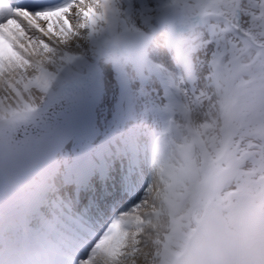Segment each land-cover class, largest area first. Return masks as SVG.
Returning <instances> with one entry per match:
<instances>
[{
  "label": "snow or ice",
  "instance_id": "6c2138e0",
  "mask_svg": "<svg viewBox=\"0 0 264 264\" xmlns=\"http://www.w3.org/2000/svg\"><path fill=\"white\" fill-rule=\"evenodd\" d=\"M115 30L131 36L127 81L162 82L165 126L90 202L70 210L46 185L31 212L84 218L97 235L80 264H264V0H0V112L30 110L68 48Z\"/></svg>",
  "mask_w": 264,
  "mask_h": 264
},
{
  "label": "clouds",
  "instance_id": "9594fccd",
  "mask_svg": "<svg viewBox=\"0 0 264 264\" xmlns=\"http://www.w3.org/2000/svg\"><path fill=\"white\" fill-rule=\"evenodd\" d=\"M130 39L119 30L104 31L98 34L93 51L106 65L130 74ZM86 42L87 39L80 41ZM46 158V151L15 146L0 149V264H80L87 251L92 237L82 216L71 211L43 216L31 212L36 197L46 186ZM253 203L260 208L264 198ZM166 223L161 217L149 227L162 232ZM126 226L134 237L132 222ZM151 238L145 236V240ZM132 243L130 239L129 247ZM210 259L212 264H228L220 252H213ZM244 264H258V258H245Z\"/></svg>",
  "mask_w": 264,
  "mask_h": 264
},
{
  "label": "rangeland",
  "instance_id": "374dc122",
  "mask_svg": "<svg viewBox=\"0 0 264 264\" xmlns=\"http://www.w3.org/2000/svg\"><path fill=\"white\" fill-rule=\"evenodd\" d=\"M88 43V42H87ZM80 46L87 45L86 43H79ZM90 44V43H89ZM93 46L95 44H92ZM93 46H91V55L93 56L91 59H95L98 61V68L102 73L103 80H104V93L101 98V101L97 107V121H96V131L101 133L102 137H105L107 140H111L122 129V138L126 140H130V136L137 135L139 136L137 139L140 142L145 141L146 134L150 133L153 129H157L159 125V121H157L156 112L160 111L164 106V101L159 89L157 82L155 81L154 77L148 80H134L131 83L127 81V78L123 75L121 71L116 68L110 67L102 62L99 57L94 53ZM71 53H80L77 46L71 47L68 49ZM87 62L86 65H88ZM56 72L55 69H52ZM72 76L71 72L66 71L60 73V78L70 77ZM58 82V81H57ZM121 83H124L126 86V100L125 105L124 103L120 107L121 110H118L119 106L116 101L117 98V91H119L118 86ZM135 85L133 88L132 85ZM143 87L144 91L147 95L137 96L134 93L138 92L140 88ZM52 95L53 93L50 92ZM48 93H36L35 98L31 102L30 110H20V111H31L34 109H39L45 105L48 100ZM129 110H126L128 109ZM124 110L120 113V111ZM17 112L16 110L13 111H4L0 112V120L8 118L9 115L12 113ZM19 112V111H18ZM131 113V118L129 115ZM121 120L118 121V118ZM123 122V123H122ZM121 126V129H120ZM142 139V140H141ZM83 142L84 140H80ZM105 141V140H104ZM69 150H66L65 154H62V164H64L69 159ZM69 156V157H68ZM70 168V163L67 164L64 169L68 170ZM57 194H60L59 187L56 186ZM63 203H67V200L63 197ZM133 205V203H132ZM130 205V207L132 206Z\"/></svg>",
  "mask_w": 264,
  "mask_h": 264
},
{
  "label": "water",
  "instance_id": "95a60500",
  "mask_svg": "<svg viewBox=\"0 0 264 264\" xmlns=\"http://www.w3.org/2000/svg\"><path fill=\"white\" fill-rule=\"evenodd\" d=\"M98 71L96 65H92L89 74L82 78L73 81V85L68 88L65 92H68V97L62 96L61 103L68 102L72 104L70 108H67V112L57 121L54 125V129L47 133L45 139H36V142L31 146L23 149L46 151L47 158L45 161L44 168L48 165V161H51L55 150L60 149L64 142L73 134H82L90 130L91 115L90 111L94 101L100 94ZM71 82V83H72ZM64 93V92H63ZM55 102V99H54ZM62 109L58 108V111ZM60 123V125H59ZM10 129V128H9ZM8 128L6 129V132ZM30 131V129H28ZM33 133V132H32ZM37 138V136H36ZM7 143L0 145V149L10 147V141L12 138L7 137ZM30 139H28L29 143Z\"/></svg>",
  "mask_w": 264,
  "mask_h": 264
},
{
  "label": "bare ground",
  "instance_id": "6f19581e",
  "mask_svg": "<svg viewBox=\"0 0 264 264\" xmlns=\"http://www.w3.org/2000/svg\"><path fill=\"white\" fill-rule=\"evenodd\" d=\"M87 42H86L87 45L80 46V44H79V46L77 47L80 53H71V52H69L71 55H73L75 57L72 61L60 64L58 67L53 68V69L56 70V72L51 70L53 78L51 79V81L49 83V86H48V88L50 90H54V89L57 88L58 84L56 83V79H55L57 74L59 75L60 73L66 72V71L71 72L72 75L85 73V70L87 68V65H86L87 62L93 63L95 61V59H91L93 57L91 55V51H92L91 50V46H93L92 44H96L98 42V35H94L93 37H91L90 40H87ZM74 46H76V45L73 44V46H71V47H74ZM70 48H68V49H70ZM68 49H67V51H68ZM114 145H118L119 146V150L122 153L126 152V153L129 154V150H130L129 144H125L123 142H117ZM114 145H113V147H114ZM64 150H66V149H64ZM64 150H62L63 153H64ZM120 156H121V154H120ZM120 156L116 155L115 153H113V155L107 159L108 163H105V164H101V163H99L97 161L98 155L95 156L94 154H92V155H90V159H91L92 164H94V163H96L97 165L100 164L99 167H98V170H101L102 168H106V170H108V169H112L111 168L112 164L114 163L115 160L119 159ZM57 162H58V157L56 158L55 164ZM77 171H78V169H77ZM83 173H85V171H83ZM77 177L78 176H76L75 179ZM99 180L100 179L98 177H92L91 180L88 181V183H89V185H91V184H94L96 181H99ZM96 187H99V185H97ZM79 189H82V188H79ZM142 191L143 190H141V194H142ZM84 194H85V192L79 191L78 195L79 196H84Z\"/></svg>",
  "mask_w": 264,
  "mask_h": 264
}]
</instances>
